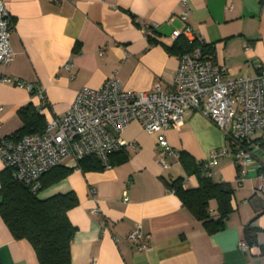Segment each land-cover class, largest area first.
<instances>
[{
	"label": "crops",
	"instance_id": "0c3cea01",
	"mask_svg": "<svg viewBox=\"0 0 264 264\" xmlns=\"http://www.w3.org/2000/svg\"><path fill=\"white\" fill-rule=\"evenodd\" d=\"M3 1L14 24L13 53L4 72L32 87L0 81L2 135L22 125L18 112L26 104L47 120L62 115L81 88L99 87L108 78L132 90H151L155 84L168 89L178 54L165 46L174 43L173 30L184 27L180 13L186 7L187 24L213 46L230 76L255 75L264 67V0ZM153 23V33L146 34L144 28ZM165 134L172 150L166 167L159 163L155 135L132 120L119 134L124 145L112 153L110 166L83 170L65 158L61 164L72 170L41 188V198L68 191L77 196L67 211L75 226L70 264H264V183L259 175L264 152L258 156L262 167L252 165L241 181L231 156L210 168L213 181L232 185L233 210L220 229L208 232L168 183L181 178L184 188L197 187V173L186 171L179 153H189L202 167L213 149L227 144L225 134L199 112L185 114ZM250 137L264 141V131ZM216 208L211 199L212 217H217ZM247 226L255 230L256 242L243 238ZM137 227L141 241L149 244L146 250L127 239ZM0 261L40 264L31 243L15 238L1 216Z\"/></svg>",
	"mask_w": 264,
	"mask_h": 264
},
{
	"label": "built area",
	"instance_id": "2783aa9c",
	"mask_svg": "<svg viewBox=\"0 0 264 264\" xmlns=\"http://www.w3.org/2000/svg\"><path fill=\"white\" fill-rule=\"evenodd\" d=\"M189 10L186 7L180 13L185 25L174 29L172 37L182 34L199 42L178 55L174 80L168 89L155 84L151 90H132L120 86L117 79L108 78L99 87L81 88L62 115L45 120L42 131L0 134V158L4 167L12 169L13 178L36 192L41 186L40 175L65 158L77 162L94 154L103 166H110L109 155L124 145L119 134L132 120L155 135L159 163L166 167L165 157L172 150L165 130L179 126L189 112L204 115L227 139V144L213 149L204 162L203 174L210 176V168L223 156L233 158L239 181L252 165L260 169L258 156L264 152V141L250 136L264 131V67L255 75L230 76L226 65L217 60L213 46L206 49L205 40L187 24ZM156 25L146 26L145 33L152 34ZM13 26V18L0 0V81L31 88V84L4 72L13 53ZM130 144L136 146L135 142ZM259 175L264 183V172ZM142 237L138 227L127 234L133 246L146 250L149 244L141 241ZM239 245L246 249L244 239Z\"/></svg>",
	"mask_w": 264,
	"mask_h": 264
},
{
	"label": "trees",
	"instance_id": "16d2710c",
	"mask_svg": "<svg viewBox=\"0 0 264 264\" xmlns=\"http://www.w3.org/2000/svg\"><path fill=\"white\" fill-rule=\"evenodd\" d=\"M197 38L188 39L179 35L166 50L178 55L197 44ZM206 49L209 44L204 43ZM18 115L22 125L14 133L19 135L40 132L45 125V117L32 103L19 109ZM112 153L109 155L110 163ZM124 157V155H123ZM179 160L186 171L197 173L199 184L195 188H184L182 179L170 181L169 187L180 197L192 213L202 221L208 232H214L223 226L224 219L232 212L231 197L233 187L229 182H215L210 176L201 172L194 158L187 152L179 153ZM76 166L83 170L103 168L94 154L77 160ZM72 167L56 164L43 172L40 177V188L33 192L21 181L12 176V169L0 170V216L15 238H26L33 246L40 264H70V242L75 231L67 217V211L77 204L73 191L55 193L47 197L38 196L41 188L66 176ZM215 199L217 217L210 215L209 202ZM249 243L256 242L255 230L246 227L243 237ZM264 252V246L261 248ZM1 264V261H0Z\"/></svg>",
	"mask_w": 264,
	"mask_h": 264
}]
</instances>
